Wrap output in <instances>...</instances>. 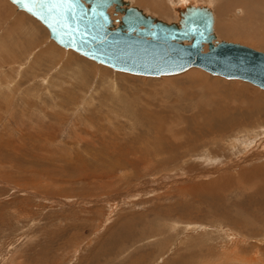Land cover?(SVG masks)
Segmentation results:
<instances>
[{"label":"rangeland","instance_id":"obj_1","mask_svg":"<svg viewBox=\"0 0 264 264\" xmlns=\"http://www.w3.org/2000/svg\"><path fill=\"white\" fill-rule=\"evenodd\" d=\"M127 1L167 21L177 6L206 4L218 39L264 52V0ZM143 117L178 130L180 142L170 129L163 139L184 153L143 150L155 136ZM262 126L256 85L197 67L116 71L59 46L0 0V264H264V189L253 196L251 186H264L254 169L264 149L246 159L227 151L230 135L251 138L240 130Z\"/></svg>","mask_w":264,"mask_h":264},{"label":"water","instance_id":"obj_2","mask_svg":"<svg viewBox=\"0 0 264 264\" xmlns=\"http://www.w3.org/2000/svg\"><path fill=\"white\" fill-rule=\"evenodd\" d=\"M10 1L37 18L58 45L113 70L160 77L197 67L264 90V52L218 39L206 4L177 6V20L167 21L127 0ZM111 7L120 13L115 20Z\"/></svg>","mask_w":264,"mask_h":264},{"label":"bare ground","instance_id":"obj_3","mask_svg":"<svg viewBox=\"0 0 264 264\" xmlns=\"http://www.w3.org/2000/svg\"><path fill=\"white\" fill-rule=\"evenodd\" d=\"M10 1V0H9ZM11 2V1H10ZM12 3V2H11ZM13 4V3H12ZM15 5V4H14ZM16 6V5H15ZM17 7V6H16ZM17 9L18 10H21V9H19L18 7H17ZM22 11H24V10H22ZM25 12V11H24ZM27 13V12H26ZM27 14H29V13H27ZM30 16H32L31 14H29ZM32 17H34V16H32ZM213 17H214V14H213ZM35 18V17H34ZM36 20H38L37 18H35ZM39 21V20H38ZM40 22V21H39ZM41 23V22H40ZM214 23H215V17H214ZM42 24V23H41ZM43 25V24H42ZM44 26V25H43ZM45 27V26H44ZM46 28V27H45ZM47 29V28H46ZM213 29H214V25H213ZM53 40V39H52ZM54 41V40H53ZM55 42V41H54ZM56 43V42H55ZM57 44V43H56ZM60 46V45H59ZM205 48H207L206 47V45L204 46V50H206ZM91 60V59H90ZM99 64V63H98ZM192 68H196V67H192ZM191 68H189L188 70H190ZM187 71V70H186ZM185 72V71H184ZM134 75V74H133ZM212 75V74H211ZM214 76H217V75H214ZM221 77V76H220ZM222 78V77H221ZM226 79V78H225ZM228 80H234V79H228ZM238 80V79H237ZM209 115V114H208ZM147 116V115H146ZM152 116V115H151ZM191 116V115H190ZM201 115L199 114V117H200ZM142 117V116H141ZM149 117V116H148ZM209 117V116H208ZM150 118V117H149ZM236 118V117H235ZM235 118H233V119H231V120H227L228 122H226L225 124H221L220 125V127H218V128H214V129H208L207 130V132H206V129H207V127L206 128H201L199 131H198V134L200 135H197V134H192L193 136H191V135H189V136H191L192 138H196V139H193V141L194 140H197V139H200V138H202V137H204V136H206L207 134H209V133H215V132H218V130H223V125H228L229 126V124L231 125V124H233V123H236V120H238L237 118L235 119ZM152 119V118H151ZM151 119L150 120H146L145 119V117H143V119L142 120H140V125H142V126H145V128L147 129V130H149V131H152V130H154L153 132L155 133L154 135V138H152V139H147V140H145L144 142H145V144H144V146H141V148L143 149V150H145V151H152V152H154V156L156 157V156H159V154H161V155H163V154H168V157H165V159H169V160H171V159H174V157H175V154L176 153H178V151H179V148H181L182 146H177V145H175V144H167L166 145V143H165V140L163 139V132H164V129H167V130H173L174 131V133H170L169 131H167V133H166V135H168V134H170V137L172 138L171 140H173L174 142L173 143H176V142H178L179 141V138L180 137H182V136H178V134H179V131L178 130H174L172 127H171V125H169V127H168V123H167V125L166 124H163L162 122H157V119L155 118V120L154 121H151ZM191 119H193V117L191 118ZM199 119V118H198ZM209 122V121H208ZM170 123H171V121H170ZM139 124V123H138ZM131 125V124H130ZM235 125V124H234ZM204 126V125H203ZM131 127H133V126H131ZM226 127V126H225ZM233 129V128H232ZM227 130V129H226ZM254 130H256V129H253V131H250V130H248V129H246V128H243V129H241L240 130V132L242 133L243 131H245L246 132V134H252L253 135V137H243L244 135H240L239 133H237V134H234V135H230L232 138H230L231 140L228 142L229 143V147H228V150L227 151H229V154H235V155H237L238 153H240L241 154V157H244L245 159L246 158H250V157H252V156H255V154H254V151H253V149H255V148H257L258 146H260V145H263V149H264V143H263V141H264V139H263V141H262V137L264 136V127L262 126V127H259L257 130V132H258V134H257V132L256 131H254ZM97 132V131H96ZM223 132V131H222ZM110 133V132H109ZM118 133V132H117ZM146 133H148L147 131H146ZM117 135H119V134H117ZM151 135V134H150ZM259 135H262V136H259ZM105 136V135H104ZM114 136V135H113ZM123 136V135H122ZM145 136V135H144ZM202 136V137H201ZM229 136V137H230ZM141 138L143 137V136H140ZM146 137V136H145ZM228 137V136H227ZM139 138V137H138ZM132 139H134V138H132ZM169 139V138H168ZM189 139V138H188ZM184 140H186V139H184ZM141 141V140H140ZM252 141L254 142L253 143V145H252ZM260 141H262L261 143H260ZM102 142V141H101ZM180 142V141H179ZM103 143V142H102ZM139 143V142H138ZM170 143H172V142H170ZM236 144H238L239 146V148H237L236 146ZM105 144H103V146H104ZM122 145V144H121ZM143 145V144H142ZM179 145V144H178ZM257 145V146H256ZM81 146V145H80ZM116 146V145H115ZM128 147H127V151L128 152H130V154L131 155H134V153H135V150H134V148L131 146V145H127ZM123 147V145L121 146V148ZM223 147V146H222ZM251 147H253V148H251ZM97 148V147H96ZM99 148H101L100 146H99ZM98 148V149H99ZM237 148V149H236ZM110 149H112V148H110ZM117 149V148H116ZM96 150V149H95ZM102 150H103V148H102ZM212 150V149H211ZM224 150V149H223ZM251 151V152H249V151ZM113 151V150H112ZM111 151V152H112ZM96 152H97V150H96ZM102 152V151H101ZM104 152H105V150H104ZM107 152V151H106ZM180 152V151H179ZM231 152V153H230ZM108 153H110L109 151H108ZM171 153H173L174 155H169V154H171ZM180 153H184V152H180ZM204 153V152H203ZM107 154V153H106ZM111 154V153H110ZM146 154V153H145ZM240 154H239V156H240ZM98 155H99V153H98ZM108 155V154H107ZM203 155H205L206 157H207V159H209L210 161L211 160H215V154H214V152H213V150H212V152L208 149V151L206 152V154L204 153ZM239 156H237V157H239ZM96 157H97V155H96ZM111 157V156H110ZM112 157H113V155H112ZM124 157V156H123ZM236 157V156H235ZM136 158V157H135ZM253 158V157H252ZM98 159V158H97ZM146 160H147V158H146ZM169 160H163L161 163H159L158 165H164L165 164V162H168ZM131 161V160H130ZM151 161V160H150ZM176 161V160H175ZM149 162V161H148ZM227 163V162H226ZM231 165H234V164H231ZM96 167V166H95ZM162 167V166H161ZM263 167H264V165H257V166H255L254 167V169L255 170H257V172H256V174H257V176H256V178H261L262 179V177H264V173L262 174L261 173V170L263 171ZM95 169V168H94ZM259 169H261L260 170V172H259ZM258 173H259V176H258ZM241 175H244L243 174V172H242V174ZM238 176L239 177H241L239 174H238ZM244 176H246V175H244ZM242 178V177H241ZM255 178V179H256ZM239 180V179H238ZM237 180V181H238ZM242 180H244L243 178H242ZM219 181H220V179H219ZM262 181V180H261ZM106 182V181H105ZM222 182H225L226 183V181H222ZM216 183H218V182H216ZM238 183V182H237ZM236 183V184H237ZM240 183H241V181H240ZM204 184H206V183H204ZM222 184V183H221ZM209 185H211L210 183H209ZM213 185H215V184H213ZM226 185V184H225ZM253 185H257V188H256V190L254 191V194H253V196H255V193H256V191H258V190H260V191H262L263 189H264V186H261L259 189H258V187H259V184H251V186H253ZM228 186V185H227ZM193 187V192H195L194 190L195 189H198V188H196V185H194V186H192ZM202 187H204V186H202ZM201 187V188H202ZM209 187V186H208ZM221 188V187H220ZM221 189H223V188H221ZM191 190V189H190ZM204 190V189H203ZM219 190V189H218ZM220 191V190H219ZM259 191V192H260ZM264 191V190H263ZM220 192H222V191H220ZM210 193V192H209ZM261 196V195H260ZM261 197H263V196H261ZM264 198V197H263ZM262 198V199H263ZM259 199V198H258ZM264 204V203H263ZM128 234V236H129V233H127ZM127 238V237H126ZM138 238V237H137ZM139 240V239H138ZM137 240V241H138ZM191 253V252H190ZM189 257H191L190 255H189ZM133 258V256L131 257V259ZM142 257H140L139 259H141ZM138 259V258H137ZM191 259H193L192 257H191ZM138 262V260L135 262H132V261H130V262H128V264H136ZM188 262H190L189 260H188ZM186 264V263H185Z\"/></svg>","mask_w":264,"mask_h":264},{"label":"crops","instance_id":"obj_4","mask_svg":"<svg viewBox=\"0 0 264 264\" xmlns=\"http://www.w3.org/2000/svg\"><path fill=\"white\" fill-rule=\"evenodd\" d=\"M244 123V122H243ZM259 128V127H258ZM251 135V137H253V135L252 134H250ZM262 139V141H263V139H264V136L261 138ZM262 141H260V143L262 142ZM263 143H264V141H263ZM260 146H262V149H263V145H260ZM260 146H258L257 148H256V150H258L259 148H260ZM258 155V153L256 152V154H255V156H257ZM262 156V155H261ZM241 157V156H240ZM240 157H238L237 159H240Z\"/></svg>","mask_w":264,"mask_h":264}]
</instances>
